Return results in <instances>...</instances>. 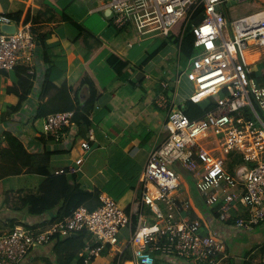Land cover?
<instances>
[{
  "label": "built area",
  "instance_id": "2783aa9c",
  "mask_svg": "<svg viewBox=\"0 0 264 264\" xmlns=\"http://www.w3.org/2000/svg\"><path fill=\"white\" fill-rule=\"evenodd\" d=\"M229 1L247 0L106 2L116 27L135 29L139 41L168 36L182 20L185 29L201 9V19L192 22L196 51L185 67L178 69V78L184 74L192 84L189 99L195 102L210 94L222 95L212 108L191 118L180 104L159 93L156 103L166 110L169 133L147 155L130 212L102 192L98 207L81 204L47 227L16 224L0 234V264H21L34 247L54 235L80 231H87L94 239L80 252L85 263L107 247L118 252L120 263L123 253L133 246L134 264H156V257L163 255L180 256L193 264H224L229 256L227 243L215 235L203 234L198 217L191 220L184 215L188 202L177 198L186 185L181 166L199 171L196 187L215 207L221 222H229L233 207L242 205L247 213L233 217L237 227L264 224V81L258 83L250 76L251 64L246 59L249 50L264 47V9L240 17L231 25L221 9ZM133 44L130 40L129 45ZM37 50L30 23H20L14 33L0 32V69H12L19 60L33 64ZM260 75L264 79V65ZM169 84L168 79L162 82L164 87ZM74 117L73 110L51 112L43 119L42 132L55 143L71 140L70 149L81 155L68 167L78 174L96 135L93 126L86 131L78 129ZM231 152L241 154L243 159L233 171L227 167ZM146 207L155 223L146 224ZM133 215L138 218L137 227L123 243L120 230L131 224Z\"/></svg>",
  "mask_w": 264,
  "mask_h": 264
},
{
  "label": "crops",
  "instance_id": "0c3cea01",
  "mask_svg": "<svg viewBox=\"0 0 264 264\" xmlns=\"http://www.w3.org/2000/svg\"><path fill=\"white\" fill-rule=\"evenodd\" d=\"M68 1L70 2L67 4ZM96 2L97 3H95V5L90 7V10H99L104 12L105 15L109 16L110 10L107 6L106 3L107 1L96 0ZM251 2L254 5L253 7H255L257 4L261 5V3L264 2V0H251ZM66 4L68 5L69 10L65 8L67 6ZM238 5L239 3L229 1L228 3L226 2L223 6H221V9L225 10L226 19L231 25L234 22V20L240 17H245L250 13V12L249 13L240 12L239 10L235 9V7H237ZM15 11H18L22 14L21 20L19 22L9 19L5 16L6 13L15 12ZM64 11H69L73 15L75 14V16H78L80 14L78 9L76 8L75 1L73 0H0V32H4L2 31L3 23H13L16 24V26H18L20 23H24L23 19L29 13L31 16L35 15L36 17L35 22L32 21L28 22L33 28L35 35L40 36L43 33H47L50 35L48 39L49 42L59 43L60 49L58 48V51L59 52L61 51L63 55L61 56L62 59L59 61L60 76L56 80L59 88L51 96H49L44 100L43 102L44 114L58 109L73 110L77 112V103H76L75 94L80 92L82 99L86 97L87 89L84 90V88L87 86H82L81 81L85 75H88V71H90L93 75V70H89L87 67V63H86L87 60L85 58L84 51H82L84 46L72 44L70 40L65 37L64 27H66V25L69 24V22L68 23L64 22V19L62 18V14L64 13ZM256 11L258 10L255 11L253 10L252 13ZM67 32L69 33V30ZM64 49L66 52L65 71H64ZM246 54H247L246 59L251 64L250 66L252 71L250 73V76L258 83H260L259 82L260 79L263 82L264 79L260 75L261 71L257 72L256 70H254L252 65L254 64L256 67V65L260 66V64L264 63V47L249 50ZM146 57L147 54L139 57L136 63L137 64L142 63L143 61L146 60ZM172 57H173V53L169 54L165 59H170ZM78 63L84 65L86 69L85 70L86 74H83L78 78L77 77L74 78V75L76 76L78 71L74 72L73 67L77 68V66L75 65H77ZM34 65L37 68V77L35 78V82H34V93L30 95L29 99L25 101L20 108L17 107L14 108L15 110L10 120L2 121L0 119V134L6 129H11L15 131L18 135H20V137L23 139L24 144L21 147L18 161L25 168L29 167L32 169V168L44 167L47 168L49 171H53L54 169L58 170L62 167H67L71 164H74L75 160L81 155V153L70 149L71 140L65 141V143L61 144L52 141L45 142L39 139L38 136L41 135L40 131L36 130L31 125V116L36 112L37 109V105L35 104L33 98L35 97V93L37 92L40 82L43 79V72L46 68V64H44L42 61V47L39 43H38V50L34 61ZM163 65L164 63H160V61L156 60V58L153 57L150 61L146 62L145 65H143L142 68L143 70H140L141 75L138 76L137 74H135L134 78L132 79V82L127 83L126 89L128 91H132L133 83L137 80V78L145 77V82L142 84V87L147 90L145 91V93L148 94V96L151 98L152 96L151 94L153 93V89H154V83L155 81L158 80L159 75L164 71ZM96 67L97 66L95 65L94 71H96ZM95 73H96L95 75H98L97 71ZM181 76L185 77L184 74H182ZM181 76L180 78H178V73H177L176 79L175 80L172 79L170 81L168 87L172 88L171 94L164 92L169 97L170 100H173L177 104L183 103L185 101L182 100L181 98L179 101H177L179 96L178 85L180 83ZM14 77H15V71L13 69L8 71L0 70V99L3 98L8 106L16 104L15 103L16 100L14 97L4 94L5 88L8 86V84L12 82L13 80L12 78ZM151 79H154L155 81L153 82ZM185 79L188 81L186 77ZM92 80L93 82L96 83L100 82L99 79L98 80L92 79ZM150 81H152L153 85L152 87L149 88ZM118 87L119 85L113 87V90H110L109 88L102 90L103 92L101 93V96L99 98V105L101 108H105L107 105L109 106L112 103L115 104L114 101H116L117 99V95L115 93L118 92L115 90ZM187 99H189V97L186 98V100ZM146 106H147V102L143 100L140 104L142 114H145ZM166 115L167 114L165 113V117L158 120L157 122L158 130L149 139L147 143H141L140 138L137 137V138H133L130 144L126 143L125 145L126 147L125 153L136 163V168L140 169V172L143 165L145 164L149 151L155 145L160 144L164 140V138L168 135L167 133H169L167 126L165 125ZM90 117L94 120V118L96 117L95 113H92ZM124 120L127 121L128 123H130L131 121V120L129 121L127 117ZM119 121H120L119 118H115V126L107 125L105 121H101L98 123V129L104 132V134H107L110 137V140L106 141L101 139L97 133V130H95L96 138L95 140L91 141V149L85 153L84 155L85 160L81 166V171L77 174L78 180L81 183H83L85 186L89 187L90 189H93L94 191L106 192L105 190H103L104 187L97 188L96 184H93L88 179L89 167H86L88 166V160L93 155L94 157L96 156V158L93 160L91 164L93 168L102 162V165L99 169V173L100 174L102 173V177L106 181L107 180L109 181L113 177V175L117 171L116 169H114V167L110 162V158L112 157L113 150L115 149L114 143L118 145H122L123 142L125 141L124 139L126 136V126L119 123ZM101 123L103 124L105 123L106 126L105 129L101 128ZM132 123L136 124L135 121H133ZM148 144L150 147L148 150H146L145 146ZM3 145H5V142H3ZM61 149H64L63 152L64 154L60 156L53 155V153L59 152V150ZM43 150L47 153H44L43 155H39V156L34 154V152H40ZM136 158L141 160V162H136ZM53 162L55 164H52ZM53 165L56 166L52 168L51 166ZM35 173H37V175L40 177L42 176V173H38V172ZM24 177L25 174L22 173L18 175L6 176L0 179V204L2 198L5 196L4 194L15 193L14 191H17L19 188L23 187ZM34 183L35 180L31 182L32 185ZM185 184H186L185 187L181 191H179V195L177 198L178 200L183 202L179 197H181L182 191L185 193L187 197L188 207H191V210L195 212V214L201 221V232L206 235H215L221 239L226 238L228 240L227 245H228L229 256L225 260L224 264H242V262L245 259H251L255 264H258L262 258L260 248L262 247V245H264V224H257L252 226V228L240 227V231H239L236 229L237 226L234 224L233 221L231 222L229 221L226 223L221 222L217 218L214 212L215 211L214 206L209 205L206 202L204 196L198 191L197 187H196V191H197V195H196V191H194V189L192 188V186L190 185L187 179H185ZM137 186H138V181L136 184V188L133 189L132 192H128L125 195V197L129 196L131 200L130 202L131 204H132V200L134 199ZM28 187H30V185H28ZM201 200H204V202L207 203L206 211L202 210V208L200 207L199 202ZM87 203L94 204L95 202L94 199H90L87 201ZM131 204L128 207V210H126L127 212H130L129 209L131 208ZM185 211L186 210H184V212ZM245 211L246 210L242 205H236L232 209V214L239 216V215H243ZM145 212L147 213L146 224L155 223L154 215L151 213L149 207H146ZM55 213L56 211L54 209L40 215H35V216L26 215L25 211L12 210L9 204H6L5 206H0V233H4L11 229L10 227L13 222L7 221L9 217L16 218L14 224L16 223V221L24 222V223H28L30 226L35 228L36 224L39 226L40 225L39 223L48 220ZM184 215L190 218L187 214L184 213ZM131 217H132L131 224L120 230V240L123 243H125L130 238L131 232L136 229L138 224L137 219L136 221L134 220V217L137 218V216L133 215ZM54 222L47 223L44 227H47L48 225ZM70 235L71 237H67L69 235H65V236L60 234L54 235L48 242L34 247L29 252V254L24 258L21 264H30V263H34L37 260L44 263L41 257H47L52 261H58L62 264H134L133 246H129L127 250L123 253L122 260L120 263L117 260L118 252L117 251L113 252V250L111 251L108 247L103 250L101 255L93 259L90 263H82L77 253L82 245L83 240L87 241L86 243L94 242L93 236L90 233H89V237L88 234L74 236L72 233ZM243 235L246 238L245 244L240 242V237L241 236L243 237ZM229 239L235 240V242L231 244L229 243ZM171 256L172 255H163L160 257L164 259H169V258L171 259ZM172 258L174 264H193L190 260H186L180 256L177 257L173 255Z\"/></svg>",
  "mask_w": 264,
  "mask_h": 264
},
{
  "label": "trees",
  "instance_id": "16d2710c",
  "mask_svg": "<svg viewBox=\"0 0 264 264\" xmlns=\"http://www.w3.org/2000/svg\"><path fill=\"white\" fill-rule=\"evenodd\" d=\"M69 2L70 1H68L67 4ZM21 15L22 14L18 11L8 12L5 14L7 18L16 22L21 20ZM35 18V15L31 16L28 13L23 19V22H35ZM62 18L64 19V22H69V24L66 25V28L68 29L64 27L65 37L69 39L72 44L84 46L82 51H84L88 69L93 70V77L98 80L94 71L95 65L97 66L96 71L97 69L104 70L106 66H109L116 71V82H120L119 87L115 90L118 91L115 93L117 95V99L114 101L116 105L112 103L109 106L107 105L105 108H101L99 105V98L103 92L102 90L107 89V87H104L100 82H93L89 75H85L81 81V85L87 86V94L84 99H82L80 92L75 94L77 112H75L74 117V122L78 129L86 131L89 126H94L100 138L106 141L110 140V137L98 129L99 122L105 121L108 123L112 119L119 118L121 124L126 126L125 141L122 145L114 143L115 149L113 150L112 157L110 158L112 166L117 171L103 189L117 201H120L128 192H132L133 189L136 188L140 175V169L136 168V163L125 153V145L126 143L130 144L131 140L137 137L140 138L141 143H147L149 141V139L158 130V120L164 118L166 113V110L157 105L156 96L161 92L168 94L172 93L171 87H164L162 85V82L166 80L163 74L165 72L169 74V71L166 69H164L163 73L159 75L158 80L155 81L151 98L145 93L147 90L142 87V84L145 82V77L137 78V80L133 83L132 91H128L126 89V85L127 83L132 82L135 71L143 70V65L150 61L168 44H176L179 47L180 59L185 67L189 58L196 51L194 47L195 36L192 31V22H198L201 19V9L197 11L192 18L191 23L187 25L185 29H182V20L172 29L168 36H160L162 37L160 44L154 51L147 54L146 60L143 61L144 63L142 62L140 64L132 62L130 59L123 57L117 52H110V50L107 51L108 49L106 48V45L102 44V38L81 22L79 15L75 16V14L73 15L69 11H64ZM31 29L34 32L32 27ZM68 30L69 33L67 32ZM49 36L50 35L47 33H43L40 36L35 35L36 42L42 47V61L46 64V68L43 72V79L41 80L39 88L33 98L35 104L37 105V109L31 116V125L36 130L40 131L41 135L38 136L39 139L45 142H54L53 139L45 137L36 124L38 119L45 118V116L49 113L62 110H53L45 114L43 111L44 100L51 96L59 88L56 80L60 76L59 61L62 59L61 56H63L61 51H58L59 43L49 42ZM132 46H134V44ZM65 63L66 52L64 49V71ZM163 67H165V65H163ZM12 69L15 71V77L12 78V82L5 88L4 94L14 97L16 104L8 106L3 98L0 99V119L2 121L10 120L14 113V108H20L22 104L29 99L30 95L34 93V82L37 77V68L34 63L31 64L25 60H19ZM259 82L261 83L262 80L260 79ZM110 90H113V88ZM137 90L141 93L139 96L136 95ZM221 95V93L210 94L198 102L187 99L182 104L180 103V106L184 113H186L189 117H196L212 108L216 104L218 97ZM143 100L147 102L145 114H142L140 107ZM92 113H95L96 115L94 120L90 117ZM126 117L129 121L131 120L130 123L124 120ZM133 121H135L136 124L132 123ZM3 142H5V145H3ZM23 144L24 142L20 135L11 129H6L0 134V179L6 176L31 171L22 166L18 161ZM61 151H64V149L59 150V152ZM242 161L243 159L241 154L231 152L229 158L227 159V167L230 171H233L237 165L242 163ZM62 168L63 171L59 172H56L57 169L49 171L44 167L32 168L34 172L42 173V176L37 179L33 185L30 184V187L28 188H20L17 191H14L15 193L4 194L5 196L1 200L0 206L9 204L12 210L25 211L26 215L34 216L55 209L56 213L51 218L39 223V226L37 224L35 225V227L39 228H43L47 223L61 220L70 215L73 210L81 204L87 205L91 209L98 207L101 204L100 194L102 191H94L93 189L85 186L78 180L77 174L70 171L68 166ZM183 168L185 170L184 174L186 179L189 181L194 191H196V179L199 171L192 167ZM179 198L187 204V197L183 191L181 193V197ZM90 199H94L95 203L88 204L87 201ZM199 204L202 210L206 211L207 203L204 202V200H201ZM184 213L187 214L191 220L197 218V215L191 210V207H187ZM235 216L236 215H233V217ZM233 217L230 219V222L235 221ZM15 220V217H9L7 219L8 222H13L10 227L11 229L14 228L16 224L20 223L16 221L14 224ZM22 223L29 225L28 223ZM82 234H88L89 237V233L87 231H80L75 235ZM67 237H71V235ZM164 239L165 237L161 238L163 241ZM86 242L87 241L85 240L82 241V245L77 253L82 263L85 262L84 257L80 254V252ZM260 252L262 258L258 264H264V245L260 248ZM172 257L173 255L171 256V259L156 257V264H174ZM41 258L45 264H62L58 261H52L47 257ZM242 264L255 263L251 259H245Z\"/></svg>",
  "mask_w": 264,
  "mask_h": 264
},
{
  "label": "rangeland",
  "instance_id": "374dc122",
  "mask_svg": "<svg viewBox=\"0 0 264 264\" xmlns=\"http://www.w3.org/2000/svg\"><path fill=\"white\" fill-rule=\"evenodd\" d=\"M73 1H75L76 8L78 9V11L80 13L79 17L81 19L80 18L79 19L81 20V22H83L88 28H90L93 32H95L97 35H99L102 38V41H103L102 44L106 45V48L108 49L107 51L110 50V52L111 51L117 52L120 55H122L123 57L130 59L132 62H136L139 59V57L144 56V55L149 54L150 52L154 51L155 48L161 42L162 37H151V38L139 41V37L137 36L135 29L127 30V29L117 28L116 25L113 23L112 18L105 15L104 12L99 11V10H90V7L95 5V3H97L96 0H73ZM102 1H108V0H102ZM253 6L254 5L252 4L251 0H247L243 3H239V5L237 7H235V9L239 10L240 12H246V13L250 12L252 14L253 10L254 11L259 10L261 8L264 9V2H262L261 5L257 4L255 7H253ZM65 8L67 10H69L68 6H66ZM250 13H249V15H250ZM128 33H131V34H128ZM130 40L135 42L134 46L129 45ZM259 48H261V47H259ZM171 53H173V57L170 59H165ZM154 57L156 58V60L160 61V63H164V65H165L164 69L169 71L168 72L169 74H167V72H165L163 74L166 80L167 79L169 80V78H170V81L172 79L175 80L177 77L178 69L181 70L184 67L183 62L180 59V55L178 52L177 45H174V44L167 45L165 48H163L161 51H159L158 54L155 55ZM75 66H77V68L73 67L74 72L78 71V73L76 76L74 75V78H76V77L78 78V77L82 76L83 74H86L85 73L86 69H85L84 65L78 63ZM252 67L257 72H260V71H262L263 64H260V66L256 65V67L253 64ZM97 72H98V75H96V76L99 79L100 83L103 84L104 87L112 89L113 87L119 85V83L116 82L117 80L115 78L116 71L114 69H112L111 67L106 66L104 70H98L97 69ZM135 74L140 76L141 75L140 70L135 71ZM88 75L90 76L91 79L95 80V78L93 77V75L90 71H88ZM151 80L153 82L155 81L154 79H151ZM152 81L149 82V88L152 87V85H153ZM86 89H87V87L84 88V90H86ZM178 89H179L178 90L179 96H178L177 101H179L180 98L182 100H186V98H188L193 91V87L191 86V83L189 81H187L184 76H181L180 83L178 85ZM140 94L141 93L137 90L136 95L139 96ZM105 123L104 124L101 123L102 129L106 128ZM119 123H121V122L119 121ZM36 124H37L38 128L41 131H43V119L42 118L38 119ZM106 124L110 125V126H115V119L110 120ZM149 147L150 146L148 144L145 146V149L148 150ZM63 152L64 151L55 152V153H53V155L54 156H60V155L64 154ZM44 153H47V152H45L44 150L40 151V152H34V154L38 155V156L43 155ZM100 153H102V152H100ZM95 158H96V156L94 157V155H93L88 160V166H86V167H89L88 168V170H89L88 179L93 184H96L97 188H103V187L105 188V186L108 184L109 181L108 180L106 181L102 177V173L101 174L99 173V169L102 165V162L94 168L91 165ZM54 159H57V158H54ZM136 162H141V160L136 158ZM52 164H55V163L53 162ZM55 166L56 165H53L51 167L54 168ZM27 169H29L31 171L23 172V174H25V177L23 179V182H24L23 187H21V188L28 187V185H30L32 181H34V180L36 181L37 179L40 178V176H38L37 173H35L31 168L28 167ZM179 170H180L182 176L186 179L185 174H184V171H185L184 168L181 166ZM118 202L121 204V206L125 210H128V207L131 204L130 203L131 200H130L129 196L122 198V200H120ZM136 219L138 221V218L134 217L135 221H136ZM20 223H22V222H20ZM236 229L240 231V227H236ZM223 240L228 244V240L226 238H224ZM245 240H246V238L244 237V235H243V237L242 236L240 237L241 243L245 244L246 243ZM234 242H235V240L229 239V243L233 244ZM247 249H248V247H247ZM247 249H245V250H247ZM34 264H44V263L37 260L34 262Z\"/></svg>",
  "mask_w": 264,
  "mask_h": 264
},
{
  "label": "water",
  "instance_id": "95a60500",
  "mask_svg": "<svg viewBox=\"0 0 264 264\" xmlns=\"http://www.w3.org/2000/svg\"><path fill=\"white\" fill-rule=\"evenodd\" d=\"M16 24L13 23H3L2 24V31L8 32V33H14L16 31ZM76 233H73L75 235Z\"/></svg>",
  "mask_w": 264,
  "mask_h": 264
}]
</instances>
